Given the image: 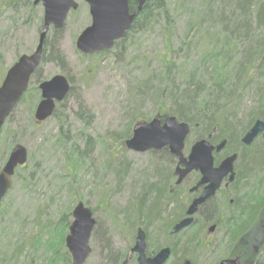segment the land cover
<instances>
[{
  "label": "rangeland",
  "instance_id": "374dc122",
  "mask_svg": "<svg viewBox=\"0 0 264 264\" xmlns=\"http://www.w3.org/2000/svg\"><path fill=\"white\" fill-rule=\"evenodd\" d=\"M75 1L78 7L68 13L61 31L54 34L53 29L49 30L46 60L41 62L38 70L41 80L36 82L31 79L24 100L17 104L15 121L5 122L0 131V159H3L0 169L13 145L19 143L27 149L30 157L27 171L31 172L25 181L18 176H25V171L18 169L12 177L11 188L0 202V252L6 258L0 264H71L64 239L72 221V209L78 202L92 210L97 223L89 241L91 253L84 264H110L112 252L118 256V264L125 261L137 264L136 256L127 248L133 246L136 229L140 225L134 227L131 238L124 228L122 214L131 198V184L144 182L153 173L161 172L157 166L164 167L170 186L176 179V161L172 160V156L154 150L133 152L120 148L118 142L132 116L151 117L158 109L162 98L158 99L157 93L164 87L162 80L166 74L162 64L166 45L176 50L185 39L187 22L196 14V7H192L189 1L193 3L195 0H168L178 5L175 15L169 14L168 18L160 16L156 26L130 33L123 43L110 51L91 55H83L76 48L77 36L90 24L91 17L88 4L84 0ZM32 2L0 0V82L7 68L19 56L31 54L36 47L42 25L40 17L43 21V6L36 4L35 10H32ZM57 50L64 60L63 67L53 57ZM191 52L176 53L174 58H178L176 62H179ZM57 74L69 80L72 87L70 94L57 104L56 116L49 117L38 126L29 124L28 111L33 116L40 100L39 83ZM253 97L254 93L247 95L240 116L243 117L246 109L251 108ZM81 104L86 110L81 109ZM25 105L29 107L25 108ZM166 108L168 105L162 110ZM85 121H89L87 127L83 126ZM9 129L12 133L5 137ZM197 135L198 132L191 131L188 134L185 154ZM88 137L91 140L87 144ZM73 143L76 145L73 146ZM259 143L261 137L256 138L250 147ZM226 151L223 149L219 153L220 158L232 153ZM78 152L82 153V158L75 164ZM121 157L129 162V176L120 181L119 190L115 191ZM253 179L249 180L247 187L255 185ZM193 180V174L188 176L181 188L189 189L194 185ZM223 189L212 198V204L217 205V215L221 218L228 213L222 198ZM181 199L187 201L185 194ZM212 223L211 219L202 226L201 218L196 220L194 228L213 246L198 264H210L215 257L226 258L223 255L229 253L224 228L210 233L207 228ZM260 224L263 226L264 220ZM156 226L148 228V253L169 246L163 244L155 249L153 243L167 241L159 236ZM140 228L146 232L143 226ZM62 236L63 246L60 247ZM56 250H60V255L67 252L65 260L54 258ZM12 253L14 257H11ZM229 255L236 256L231 251ZM170 263L172 258L165 264Z\"/></svg>",
  "mask_w": 264,
  "mask_h": 264
},
{
  "label": "trees",
  "instance_id": "16d2710c",
  "mask_svg": "<svg viewBox=\"0 0 264 264\" xmlns=\"http://www.w3.org/2000/svg\"><path fill=\"white\" fill-rule=\"evenodd\" d=\"M16 1L19 0H14ZM191 2L189 1L192 7H196V14L187 22L185 39L176 50L166 45V52L162 58L166 74L162 80L164 87L157 93V98H162L159 100L158 109L151 117L132 116L123 135L120 136L118 146L125 147L124 141L131 136L133 127L141 120H149L153 117L164 118L167 115L175 116L179 121L188 123L191 132H198L195 140L205 138L212 144L226 140L224 148L227 149L226 152H238L235 178L232 182L226 183L225 187L223 186L222 198L227 204L228 213L224 218L217 215V205L212 204L214 200L210 199L199 207L194 222L189 227L178 234L171 235V227L184 217L187 205L196 195L190 193L189 189H182L181 186L192 174L194 177L192 184H195L199 174L192 172L182 182L183 184L176 185L174 182L170 186L164 167L157 166L156 168L161 172L153 173V176L143 180L144 182H132L130 201L122 211L125 218L124 228L131 235L137 224L143 226L149 240L148 228L157 224L159 236L167 241L166 243L156 242L153 245L155 249L163 244L170 246L169 259L172 258L170 264H198L200 259L204 260L206 254L211 252L213 246L200 237L199 231L194 226L197 218H201L202 226L212 219L213 223L207 230L212 225L215 226L214 232L222 231L224 228V238L229 245V253L231 251L239 256L242 264H264V225L260 224L264 220L262 217L264 215V141L261 139V143L253 147L245 146L239 141V138L256 120L264 121V0H195ZM130 6H135L133 0L130 1ZM31 8L32 10L36 8L33 2ZM177 10L178 5L168 0H148L125 37L114 47L123 43L130 33L142 32L151 26L154 27L160 16L168 18L169 14L175 15ZM40 20L42 22V17ZM60 31L53 29L54 34ZM166 31L168 33V30ZM49 39L47 35L41 62L46 60ZM190 50L191 55H186L183 60L176 62L178 59L174 58L176 53ZM54 52L53 57L63 67L64 60L59 51ZM38 70L39 67L31 76V79L34 78L36 82L41 80ZM71 90L72 87L67 95ZM252 93L254 97L249 106L251 108L246 109L247 113L242 117L239 113L246 104L247 95ZM25 94L18 103L24 100ZM166 105L168 108L162 110ZM82 106L83 104L81 109L86 110V107ZM24 107L28 108L29 105ZM16 110L17 105L6 120L7 123L15 121ZM56 111L55 109L52 116L57 115ZM28 112L29 124L38 126L39 123L34 121L32 112L30 110ZM78 115L81 117V114ZM88 116L90 117L91 114ZM59 120L61 121V118ZM88 123L89 121L83 122V126L87 127ZM11 133L9 129L5 137H9ZM90 140L88 137L86 143L88 144ZM75 145L73 143V146ZM73 151H76V148H73ZM154 151L164 152L176 161L166 149ZM78 153L75 164L82 158V153ZM220 159L219 153L216 154L215 164ZM29 160L28 156L26 163L15 171V174L18 169L25 171V176L18 175L25 181L31 174L27 171ZM128 172L129 162L121 157L118 163L115 191L119 190L120 181L129 176ZM172 175L174 176L173 172ZM251 178L255 179V185L247 187ZM245 188L248 189L245 190ZM184 194L187 201L181 199ZM1 240L2 238H0V249ZM61 243L60 247L63 246V236ZM128 250L130 247L127 248ZM13 253L11 257H14ZM229 253H225L223 257H229ZM110 255V264H118L117 254L112 252ZM247 255L249 257H246ZM54 256L56 260H65L67 252L60 255V250H56ZM4 257L0 252L1 262L6 259ZM221 258L215 257L210 264H217Z\"/></svg>",
  "mask_w": 264,
  "mask_h": 264
},
{
  "label": "water",
  "instance_id": "95a60500",
  "mask_svg": "<svg viewBox=\"0 0 264 264\" xmlns=\"http://www.w3.org/2000/svg\"><path fill=\"white\" fill-rule=\"evenodd\" d=\"M89 7L90 24L85 27L76 39V48L83 55H91L108 51L114 43L123 39L132 25L137 13L148 0H134L135 10L130 13L129 0H84ZM34 5L43 6V21L38 33V40L31 54H23L12 63L0 82V131L15 106L26 92L31 76L40 66L45 39L52 28L61 30L68 13L78 7L75 0H33ZM71 85L66 76L57 74L39 83L40 100L34 110V120L41 123L52 116L58 103L67 96ZM190 133L188 123L179 121L175 116L164 118L154 117L148 121H140L132 130V134L124 141L125 147L133 152L167 149L176 158L174 174L175 184L179 185L192 172L199 173V179L189 189L197 192L186 207L184 217L171 227L170 234L180 233L189 227L195 219L199 207L215 197L226 180L230 183L235 178V162L238 152H232L222 157L215 164V155L226 146V140L212 144L205 138L192 143L187 154L184 153L185 140ZM261 136L264 141V121L256 120L244 133L240 142L250 146ZM27 149L16 143L11 148L8 157L0 169V202L12 186V177L16 169L26 163ZM72 221L65 236V246L71 256V264H84L91 253L89 245L96 220L92 210L82 202L72 209ZM214 225L209 228L212 233ZM146 232L137 228L131 253L136 254L137 264H165L170 257L169 246L161 247L154 255L146 253ZM122 264H127L122 263ZM217 264H242L239 256L226 257Z\"/></svg>",
  "mask_w": 264,
  "mask_h": 264
},
{
  "label": "flooded vegetation",
  "instance_id": "af4514ba",
  "mask_svg": "<svg viewBox=\"0 0 264 264\" xmlns=\"http://www.w3.org/2000/svg\"><path fill=\"white\" fill-rule=\"evenodd\" d=\"M130 1H131V0H129V11H130V13H132V12L135 10V8H136L137 3L133 0V1L135 2V6H134V7H131V6H130ZM140 11H141V10H140ZM140 11H139V12H140ZM139 12L137 13V15L139 14ZM137 15H136V16H137ZM136 16H135V18H136ZM135 18H134V19H135ZM133 22H134V20H133ZM133 22H132V25H133ZM132 25H131V26H132ZM130 28H131V27H130ZM130 28H129V29H130ZM128 31H129V30H128ZM128 31H127V32H128ZM125 35H126V34H125ZM121 40H122V39H121ZM119 41H120V40H119ZM119 41H117V42H119ZM117 42L114 43V46H115V44H116ZM114 46H113V47H114ZM259 137H261V136H259ZM175 165H176V163H175ZM235 173H236V171H235ZM185 179H186V178H185ZM185 179H184V180H185ZM184 180H183V181H184ZM175 181H176V179H175ZM175 181H174V182H175ZM223 184H224L223 186L225 187V186H226V180L223 182ZM196 193H197V192H196ZM146 239H147V236H146ZM170 249H171V248H170ZM157 251H158V250H157ZM157 251L152 252V253H148L147 250H146V253H147V255L151 256V255H154ZM134 255L136 256V254H134ZM126 263H128V262H126Z\"/></svg>",
  "mask_w": 264,
  "mask_h": 264
}]
</instances>
